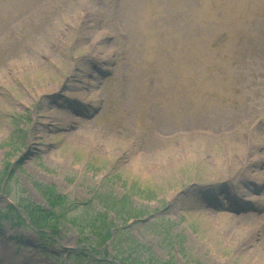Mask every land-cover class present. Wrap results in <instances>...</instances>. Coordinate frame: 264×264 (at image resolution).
<instances>
[{
    "label": "rangeland",
    "instance_id": "374dc122",
    "mask_svg": "<svg viewBox=\"0 0 264 264\" xmlns=\"http://www.w3.org/2000/svg\"><path fill=\"white\" fill-rule=\"evenodd\" d=\"M0 195V264H264V0H0Z\"/></svg>",
    "mask_w": 264,
    "mask_h": 264
},
{
    "label": "trees",
    "instance_id": "16d2710c",
    "mask_svg": "<svg viewBox=\"0 0 264 264\" xmlns=\"http://www.w3.org/2000/svg\"><path fill=\"white\" fill-rule=\"evenodd\" d=\"M43 194L46 196L47 200V207L42 205H37L33 203H28L24 205V212L28 215L31 224L42 231L43 234L46 233H52L56 234L58 230L60 229L61 220L67 219L68 209H70L69 206H66L67 203V197L63 194H60L57 192L55 187L53 186H47V188L42 189ZM66 213V214H65ZM104 216V214H103ZM11 219L12 223L14 225L16 224H22L19 219H21L17 209L9 205V207L1 212L0 220L1 219ZM17 221H16V220ZM70 220V219H69ZM105 221V219L102 218L101 221L96 220V218H93L88 221H80L76 222V220H72L71 222L80 225L81 227L88 228L91 230V232L97 237L100 238L101 243H106L111 240L113 237V232L111 231L110 224ZM100 243V244H101ZM141 257H135L131 255H127L126 257L121 258L122 264L128 263L129 264L136 262L138 264H156L154 260L148 259V260H141ZM159 264H169L167 262H162Z\"/></svg>",
    "mask_w": 264,
    "mask_h": 264
},
{
    "label": "bare ground",
    "instance_id": "6f19581e",
    "mask_svg": "<svg viewBox=\"0 0 264 264\" xmlns=\"http://www.w3.org/2000/svg\"><path fill=\"white\" fill-rule=\"evenodd\" d=\"M69 117H71L70 115H69ZM68 116H67V118H69Z\"/></svg>",
    "mask_w": 264,
    "mask_h": 264
},
{
    "label": "water",
    "instance_id": "95a60500",
    "mask_svg": "<svg viewBox=\"0 0 264 264\" xmlns=\"http://www.w3.org/2000/svg\"><path fill=\"white\" fill-rule=\"evenodd\" d=\"M1 196V195H0Z\"/></svg>",
    "mask_w": 264,
    "mask_h": 264
}]
</instances>
